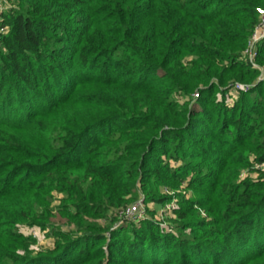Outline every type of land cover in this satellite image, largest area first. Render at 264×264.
I'll use <instances>...</instances> for the list:
<instances>
[{
    "label": "trees",
    "instance_id": "16d2710c",
    "mask_svg": "<svg viewBox=\"0 0 264 264\" xmlns=\"http://www.w3.org/2000/svg\"><path fill=\"white\" fill-rule=\"evenodd\" d=\"M15 1L0 39V198L55 189L102 215L140 177L203 190L235 156L264 163V81L255 83L260 69L244 53L264 0ZM224 60L251 84L228 104L234 87L221 80L225 99L206 105L202 85ZM196 84L202 99L182 104L179 90ZM34 127L39 143L23 132ZM232 180L219 207H175L176 225L153 214L125 226L74 214L81 232L59 230L37 254L20 221L37 224L45 203L30 201L26 213L0 204V264H264V175ZM196 204L210 218L188 216Z\"/></svg>",
    "mask_w": 264,
    "mask_h": 264
},
{
    "label": "rangeland",
    "instance_id": "374dc122",
    "mask_svg": "<svg viewBox=\"0 0 264 264\" xmlns=\"http://www.w3.org/2000/svg\"><path fill=\"white\" fill-rule=\"evenodd\" d=\"M10 5L17 4L18 1L10 0ZM12 2V3H11ZM264 7V5H262ZM253 30V29H252ZM252 32V31H251ZM248 35L247 41L244 46V53L246 54L245 57L248 58L250 61H253L257 67L260 69V74L256 78L255 83H260L261 80L264 81V47L261 48L260 55V44H259V53L254 60H251L249 55L246 52L248 39L250 34ZM226 47L229 49L230 46L234 44L232 42H226ZM1 50V46H0ZM1 53V52H0ZM193 55H188L186 59L193 58ZM187 62V61H186ZM216 68H219V74L210 78L208 82L203 87H207L206 89L209 90L210 96L206 94L205 101L202 102L206 105H209L212 101L211 99H225V95L222 96L220 91L228 88V86L220 89L222 86L221 80L229 81V85H231L232 89L229 90L227 94L228 100L227 103L231 104L234 99L237 98L238 94V84L242 85L243 83H249L246 80H243L246 77L243 76H233L236 75L235 72H232L229 68V64L227 60L224 61H216ZM238 74V73H237ZM235 77L236 79H233ZM239 80H238V78ZM216 83V85H213ZM227 83V82H226ZM189 90V91H188ZM183 89L181 88L179 91L186 93L184 97L180 100L182 104H193L198 99L201 98V89L199 88L198 84L191 87V89ZM180 95V93L178 92ZM215 118V117H214ZM0 129L2 127L0 126ZM5 129V128H4ZM9 129V128H8ZM7 129V130H8ZM216 131L217 134H220L219 131ZM25 136L29 138V140L34 141L36 143L41 142V137L43 134V130L39 128H27V130L23 131ZM249 151V150H246ZM235 151L230 152V155H234ZM222 156V151L220 152ZM221 156H214L215 159H218ZM236 164L227 165L224 169V173L216 178V176L210 177L205 182V189L197 190L187 186L185 180H179L172 182L170 180L162 182L155 178V176L150 175L138 182V187L132 193H126L123 190H120V199L114 204L111 202L108 210H105L106 214L102 215H91L87 212H84L81 207L75 206L74 201L69 199L68 194H64V192L56 191L55 189H48V190H40L38 191V195L33 197L31 200V191H23L14 194H10L5 198H0V204L3 205L4 208L9 210H15L17 212H28V206L30 201L33 202V205H36L38 202L45 203L39 209V211H43L45 216H40L38 220L40 224H29L25 223L24 221H20L21 227L27 233H32V237L34 238V248L38 249L34 254H37L39 251L43 252L50 246L56 244L57 241H60L62 237L60 234H57L59 230L67 231L69 233L78 232L80 233V228L77 225V221L75 220L74 214H79V219H83V217H88L89 221H99L106 225H127L130 222L126 219L125 212H123L124 208L136 201L142 199L143 201V214L139 217H147L150 214L157 215L160 219L165 220L166 222H170L176 225V216L177 212H175V207H182L183 210L190 207V200L191 199H198L209 201L211 204L219 207V191L223 187V184L226 183L227 180L232 178L233 180L231 183H235L237 187H240L242 184V180L245 178L251 177L252 179H260L262 174L264 175V163H254L251 164H240L237 162L238 156H235ZM234 161V160H233ZM215 161L208 160V165L206 168L211 166H215ZM71 169V168H70ZM71 171H74L71 169ZM33 177V176H32ZM122 179H125V175L122 174ZM107 186V184H106ZM105 186V187H106ZM161 195L168 196V200L161 202L158 201L157 198ZM201 206V205H200ZM198 204L194 205L192 211L189 212L188 216L192 215L197 219L201 218H210L208 215V210L206 206L200 207ZM38 210H36L37 212ZM39 211L37 213H39ZM111 218L113 220H111ZM134 219V218H129ZM138 219V218H135ZM125 231V230H124ZM122 230V233L124 232ZM38 247V248H37Z\"/></svg>",
    "mask_w": 264,
    "mask_h": 264
},
{
    "label": "built area",
    "instance_id": "2783aa9c",
    "mask_svg": "<svg viewBox=\"0 0 264 264\" xmlns=\"http://www.w3.org/2000/svg\"><path fill=\"white\" fill-rule=\"evenodd\" d=\"M10 8L9 0H0V39L2 35L8 31V26L4 23L5 12ZM258 21L254 26L250 37L248 39V45L246 52L251 58L257 57L259 53V44L260 41L264 38V7H258ZM244 86V85H243ZM238 87L241 88V84H238ZM250 88L248 85L244 86V89ZM143 201L142 199L126 206L123 210L128 218H139L143 214Z\"/></svg>",
    "mask_w": 264,
    "mask_h": 264
}]
</instances>
